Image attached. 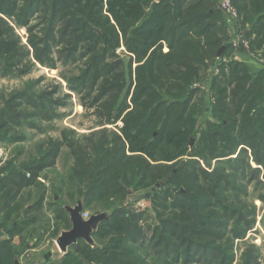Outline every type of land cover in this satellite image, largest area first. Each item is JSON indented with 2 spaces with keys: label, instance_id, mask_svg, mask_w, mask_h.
Segmentation results:
<instances>
[{
  "label": "trees",
  "instance_id": "obj_1",
  "mask_svg": "<svg viewBox=\"0 0 264 264\" xmlns=\"http://www.w3.org/2000/svg\"><path fill=\"white\" fill-rule=\"evenodd\" d=\"M232 1L250 52L264 59V0ZM227 29L217 0H0V74L63 68L100 128H65L24 159L19 150L0 160V228L9 234L0 264H15V237L25 253L53 244L62 225L71 229L63 198L108 218L91 234L95 246L80 238L58 262L37 264H261L255 244L236 242L256 225L242 200L249 185L264 202V68L230 58ZM79 61L77 74H63ZM204 71L207 102L197 99ZM18 99L31 110L20 112ZM66 106L49 93L10 99L0 109V146L25 140L10 123L38 127ZM65 151L71 166L58 174ZM146 198L157 220L148 228L135 207Z\"/></svg>",
  "mask_w": 264,
  "mask_h": 264
},
{
  "label": "rangeland",
  "instance_id": "obj_2",
  "mask_svg": "<svg viewBox=\"0 0 264 264\" xmlns=\"http://www.w3.org/2000/svg\"><path fill=\"white\" fill-rule=\"evenodd\" d=\"M219 2H218V6L221 10L222 7L220 6L221 3ZM234 8L238 12L235 5ZM223 15L225 17V21L228 28L227 29L228 42L231 44V46L234 49L233 56L230 58L238 62H245L250 67L256 64L258 68L260 67L264 68V59L262 58L263 57L262 51L260 49L259 50L256 49L255 51L250 52V41L247 38H245L244 34L241 32L242 17H240L239 12L237 17H230L228 15L229 18H226L224 13ZM251 27L252 25H249L248 30L251 29ZM18 33L21 34L22 36L26 35L25 30H19ZM233 42H235L234 45ZM247 44L249 46L248 52L246 51ZM222 48L221 49L223 51L224 47ZM218 53H217V57H218ZM83 66H84V61H79L76 63L75 66L73 65L67 68L63 72V74H67V73L70 74V72L77 74L78 68ZM216 69L218 70V74H219V68L217 67ZM62 70L64 69L61 67L59 70L53 71L48 68L35 65L33 66L32 72L28 75L22 76V78L16 77L14 75L5 76L3 74H0V109L4 108V105L7 102H9L10 99L16 98L21 94H24L25 96H31L34 99L38 100L41 93H45V94L49 93L51 94L53 99L61 100L62 102L67 103V106L64 108H60L58 111L59 113H57L62 115L61 118L55 120L51 119V122L40 121L38 119L36 120L38 127L26 126L25 123L26 121L22 117H21L20 126L17 125L12 126V123H10L11 126L10 133L12 134L18 133L20 135H23L25 136V140L21 144H16L15 146H0V160L3 161L4 163L9 162L11 155H15L16 152H18L19 150L24 151V154L21 157V159H24L27 154L30 153L34 154L36 152L35 148L38 144H41L47 138H55V139L59 138L60 131L65 128L73 129L80 135H88L92 131L100 130V128L97 125L98 118L95 115L94 110H92V108L85 107L86 105L83 104L80 97L76 93H73L69 90L67 83L62 79V76L60 74ZM213 70L207 71L208 76L207 73H205V71L202 73V77H203L202 83H200L201 85L200 84L198 85L199 86L198 88H200L201 90L200 93L198 94L197 99L203 98V96L205 95V99H206L205 101L207 102L209 100L210 83L208 82L212 77L216 76ZM206 76L209 77V80L206 79ZM17 102L21 104V106L18 109L20 112H26L27 110H31L27 104L23 103V100L18 99ZM195 102H199V101L196 100ZM85 103L88 104V101H85ZM206 113H208V110L206 111ZM193 143H194V139H192L191 144ZM66 155H67V151H65V154H63L58 159V163L56 167L58 174H64L66 170L71 166V164L67 162L68 158ZM228 158H234V156H230ZM71 162H73L72 159ZM211 163L214 165L215 160H212ZM49 176L50 179H53L55 174L49 173ZM45 182L46 184H48L49 187L51 186L50 184H55L56 186L59 185L58 180L56 181L46 180ZM253 189L254 186L249 185L248 186L249 196L245 200V196L242 195V200L246 204V207L249 209V215L246 212L247 217L249 216V218L253 219L254 216L256 218V225L253 228V230L249 232L245 240H243L240 243L236 242V246L244 248L245 243H251L253 245L255 244L260 249V254H261L260 263L264 264V202L259 200L258 191L256 192ZM137 194L138 195L135 194V196L142 195L141 193L140 194L137 193ZM231 194L234 193L231 192ZM53 197H54V193L51 190L48 197L49 199L48 204H50ZM56 199L58 200V197H56ZM62 200H65L63 202L64 203L63 207L67 210L71 226H72V219H71L72 213H75V215H77V217L81 218L82 220L85 218V214L88 215V220L92 218H97V221L99 220L98 222H100V220L102 219L108 218V214L104 212H100L101 209L97 206L88 210H84L82 204L80 203L73 206L71 205L72 203L68 201L66 198H63ZM135 207L141 211L143 210L146 211V216L144 218V221L142 222L146 228H148L149 226L152 227L157 224L155 212L152 209L151 200H148L146 198L144 200L138 201V203H135ZM47 208L49 210L48 213L52 216L55 207L50 208V206H48ZM252 210L254 211V214ZM97 221H95V225ZM65 229H66L65 226L62 225L61 234L59 238L64 233L71 231L72 227L68 231ZM92 233H90V236ZM44 239H47V236H44ZM89 240L90 241L86 240V242H88L89 245L95 246L93 237H91ZM52 242H53L52 240L51 241L47 240L44 243V246L40 248L41 251L39 256L40 258L44 259L42 255L44 253L46 254L48 251H51L50 249H52V251L56 254L54 257L55 258L54 262H58L61 258L60 257L61 253L58 251V248L55 245V241L53 243L54 245L52 244ZM67 250L64 252V254L67 252ZM29 251H31V249H29ZM50 254L52 256L51 252ZM22 258H23L22 259L23 264L35 263L38 260V257L35 255H31L30 257H26V258L22 257Z\"/></svg>",
  "mask_w": 264,
  "mask_h": 264
},
{
  "label": "water",
  "instance_id": "obj_3",
  "mask_svg": "<svg viewBox=\"0 0 264 264\" xmlns=\"http://www.w3.org/2000/svg\"><path fill=\"white\" fill-rule=\"evenodd\" d=\"M223 49V48H222ZM222 49L218 53V57L221 55ZM72 229L71 231L64 233L57 241H55V244L57 247L61 250V252H65L70 246L75 244L77 240L80 238H84L88 241L91 238L90 233L95 231L97 228V218H92L88 221L82 220L81 218H78L75 213H72ZM104 220V219H102ZM100 220V221H102ZM95 221L96 225H95ZM49 255H51L49 253ZM15 264H19V261L16 260Z\"/></svg>",
  "mask_w": 264,
  "mask_h": 264
},
{
  "label": "crops",
  "instance_id": "obj_4",
  "mask_svg": "<svg viewBox=\"0 0 264 264\" xmlns=\"http://www.w3.org/2000/svg\"><path fill=\"white\" fill-rule=\"evenodd\" d=\"M219 1L220 0H218V2ZM252 67L254 69H258V67L256 66V64L253 65ZM2 231L3 232H2V236L0 237V241H6V240H8L9 239V234H8L7 230H2ZM13 245L15 246L14 253L17 255V257H16L17 259L16 260L19 261V264H23V262H22V259L23 258L22 257H25L26 258V257H30L31 255H35V256L38 257V260L35 263H31V264H37L39 262H44V260L45 259L47 260L49 257L51 258L52 261L55 260L54 257H55L56 254L52 251V249H50L51 251L47 252V254L44 256V259L43 258H40V256H39L40 255V251H41L40 250L41 247L40 248H32L31 251L28 250L26 253H24V249H23L24 246L21 244V239L19 237H15V239L13 240ZM58 251L61 253V256L60 257H62L64 255V252H61V250L59 248H58ZM50 252L52 253V256L49 255ZM42 259H43V261H42Z\"/></svg>",
  "mask_w": 264,
  "mask_h": 264
},
{
  "label": "built area",
  "instance_id": "obj_5",
  "mask_svg": "<svg viewBox=\"0 0 264 264\" xmlns=\"http://www.w3.org/2000/svg\"><path fill=\"white\" fill-rule=\"evenodd\" d=\"M219 3H221L220 4V6L222 7L221 10L225 14L226 18H229V16L230 17H237L238 12L235 10L232 0H220ZM234 43L235 42H233V45H234ZM248 50H249V46L247 44L246 45V51L248 52ZM213 71H214L215 75L218 74V70L216 68ZM83 220L88 221V215L85 214V218ZM2 232H3L2 229H0V237L2 236Z\"/></svg>",
  "mask_w": 264,
  "mask_h": 264
}]
</instances>
